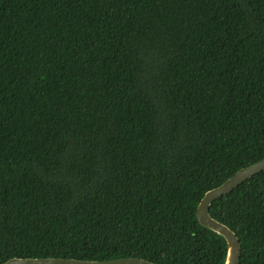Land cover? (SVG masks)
<instances>
[{
	"label": "trees",
	"instance_id": "obj_1",
	"mask_svg": "<svg viewBox=\"0 0 264 264\" xmlns=\"http://www.w3.org/2000/svg\"><path fill=\"white\" fill-rule=\"evenodd\" d=\"M263 159L264 0H0V264H224ZM209 213L264 264V171Z\"/></svg>",
	"mask_w": 264,
	"mask_h": 264
},
{
	"label": "water",
	"instance_id": "obj_2",
	"mask_svg": "<svg viewBox=\"0 0 264 264\" xmlns=\"http://www.w3.org/2000/svg\"><path fill=\"white\" fill-rule=\"evenodd\" d=\"M264 171V159L256 164L238 171L218 188L208 191L197 208V219L201 226L223 237L227 244L224 264H240L241 245L237 235L226 225L214 219L209 210L216 200L230 194L246 181ZM3 264H155L138 258H122L108 261H92L64 258L20 259L13 258Z\"/></svg>",
	"mask_w": 264,
	"mask_h": 264
}]
</instances>
